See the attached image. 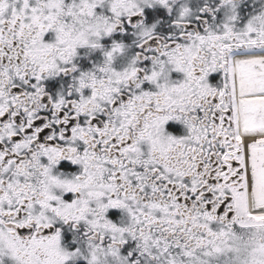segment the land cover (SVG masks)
I'll return each instance as SVG.
<instances>
[{
  "label": "snow or ice",
  "instance_id": "6c2138e0",
  "mask_svg": "<svg viewBox=\"0 0 264 264\" xmlns=\"http://www.w3.org/2000/svg\"><path fill=\"white\" fill-rule=\"evenodd\" d=\"M0 264H264V0H0Z\"/></svg>",
  "mask_w": 264,
  "mask_h": 264
}]
</instances>
